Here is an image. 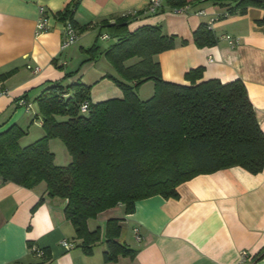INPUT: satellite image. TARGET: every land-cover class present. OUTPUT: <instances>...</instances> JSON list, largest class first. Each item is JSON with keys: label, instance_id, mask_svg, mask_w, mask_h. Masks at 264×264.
Returning a JSON list of instances; mask_svg holds the SVG:
<instances>
[{"label": "crops", "instance_id": "obj_1", "mask_svg": "<svg viewBox=\"0 0 264 264\" xmlns=\"http://www.w3.org/2000/svg\"><path fill=\"white\" fill-rule=\"evenodd\" d=\"M72 1L0 0V133L18 125L26 133L20 140V145L26 140L24 146L43 138L36 99L53 82L83 83L91 88L94 103L122 98L110 78L117 74L99 43L118 38L105 29L99 32L103 22L114 25L128 15L130 32L160 26L165 35L177 38L174 49L157 56L165 81L188 84L186 73L199 67L204 68L203 80H241L264 133V9L250 6L244 14H229L235 0H184L180 8L164 0L163 10L150 13V0H80L74 14L79 41L62 50L64 24L57 15ZM40 7L49 15V29L37 35ZM202 25L212 31L215 45L195 44L194 33ZM95 44L102 54L91 59L87 50ZM29 65L40 72L33 73ZM68 73L76 74L66 79ZM21 99L30 110L19 104ZM178 193V199L140 200L129 215L119 205L90 219L88 228H99L101 241L87 255L66 219L65 200L49 197L45 183L27 189L0 180V264H43L34 248L46 251L50 264H239L243 251L249 254L244 264H264V171L253 174L235 166L199 175L180 185ZM112 219L120 220L119 240L136 251L133 258L105 261ZM64 240L74 248L64 247Z\"/></svg>", "mask_w": 264, "mask_h": 264}, {"label": "trees", "instance_id": "obj_2", "mask_svg": "<svg viewBox=\"0 0 264 264\" xmlns=\"http://www.w3.org/2000/svg\"><path fill=\"white\" fill-rule=\"evenodd\" d=\"M166 1L176 8L186 4ZM235 1L229 14H244L250 6L264 9V0ZM79 3L72 1L57 18L76 27ZM131 19L124 16L114 25L105 21L99 32L102 35L105 29L118 38L103 54L117 74L110 78L122 90V98L94 103L91 88L83 83L53 82L36 99L43 138L22 147L26 133L18 125L0 133V180L27 189L45 183L49 197L65 200L66 219L87 255L101 241L100 229L90 231L88 221L104 211L123 205L129 215L143 199H178V187L199 175L235 166L253 174L264 171V133L245 84L203 80V67L186 73L188 84L165 81L157 56L174 49L177 38L165 35L160 26L130 32ZM260 24L264 25V18ZM194 42L210 47L217 41L202 25ZM87 52L91 59L101 53L97 44ZM134 59L137 62L128 64ZM149 81L154 82L155 92L142 100L138 90ZM84 104H88L86 113L81 111ZM52 139L65 145L72 158L67 166L55 164L49 147ZM119 223L118 219L107 223L106 262L136 255L120 242ZM43 260L50 264L46 251Z\"/></svg>", "mask_w": 264, "mask_h": 264}, {"label": "built area", "instance_id": "obj_3", "mask_svg": "<svg viewBox=\"0 0 264 264\" xmlns=\"http://www.w3.org/2000/svg\"><path fill=\"white\" fill-rule=\"evenodd\" d=\"M163 4H164V0H150L148 10L150 13H156L157 11H159L163 7ZM39 15L40 16H39V19H38L37 25H36L37 35H41L49 29V15H48V13L44 7L39 8ZM63 24H64V30H63L62 50H65V49L72 47L73 45H75L79 41V31L76 29V27L70 21H66ZM103 38L107 39L108 36L105 35V36H103ZM28 68L30 70H32L33 73H39L41 70L40 67H38V66L32 67L29 65ZM19 104L21 106H26L27 110L31 109V105L26 104V102L23 99H21L19 101ZM81 111L83 113H86L88 111V104L82 105ZM134 234L136 236L137 241H140L141 236H140L138 229L134 230ZM62 245L68 249L74 248V245L72 243H69L66 240H64L62 242ZM33 252L35 253L36 256H38L40 258L44 257V251L41 249L34 248ZM248 258H249L248 252L243 251L241 254V260H240L239 264H244L248 260Z\"/></svg>", "mask_w": 264, "mask_h": 264}, {"label": "rangeland", "instance_id": "obj_4", "mask_svg": "<svg viewBox=\"0 0 264 264\" xmlns=\"http://www.w3.org/2000/svg\"><path fill=\"white\" fill-rule=\"evenodd\" d=\"M99 43H100L101 47L104 48L103 50H105V49H108L114 42L112 39L107 40V41L100 39ZM134 60H131L130 62H128V64H132ZM112 71L115 73L114 70H112ZM154 92H155V84L153 81H149V82L144 83L139 88L138 96L142 100H148L149 98H151L153 96ZM35 110H36V104H35V106L33 105L31 113L35 114L34 113ZM36 130H37L36 128H33V130H31V131L33 134L34 133L36 134ZM29 140H31V138H29ZM24 143H26V140L22 141V144H24ZM22 146H24V145H22ZM49 147H50V144H49ZM50 150L55 156V164L56 165L67 166L68 164H70L72 158H71L70 154L68 153L65 145L62 143L61 140L56 139L55 142H52Z\"/></svg>", "mask_w": 264, "mask_h": 264}]
</instances>
